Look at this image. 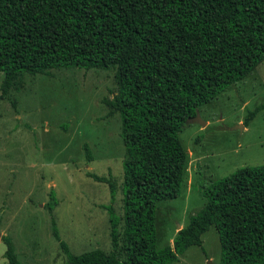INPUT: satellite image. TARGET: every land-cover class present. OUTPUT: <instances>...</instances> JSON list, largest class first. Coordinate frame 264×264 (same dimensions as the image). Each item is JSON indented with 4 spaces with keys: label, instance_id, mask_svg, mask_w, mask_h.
I'll return each instance as SVG.
<instances>
[{
    "label": "trees",
    "instance_id": "1",
    "mask_svg": "<svg viewBox=\"0 0 264 264\" xmlns=\"http://www.w3.org/2000/svg\"><path fill=\"white\" fill-rule=\"evenodd\" d=\"M263 61L264 0H0L3 95L24 73L78 67L115 74L116 94L104 103L108 118H121L123 215L106 207L110 252L79 255L53 219L68 264H173L188 248L203 249L212 226L221 264H264V165L214 181L172 244L157 246L155 226L157 202L182 191L189 155L180 133L200 107ZM85 150L92 161L87 144ZM87 175L109 185L114 203V178ZM3 241L8 264H23L12 240Z\"/></svg>",
    "mask_w": 264,
    "mask_h": 264
},
{
    "label": "rangeland",
    "instance_id": "2",
    "mask_svg": "<svg viewBox=\"0 0 264 264\" xmlns=\"http://www.w3.org/2000/svg\"><path fill=\"white\" fill-rule=\"evenodd\" d=\"M114 75L78 67L24 73L3 95L0 72V264H8L3 238L12 240L23 264H68L53 219L73 255L111 251L107 208L122 218L125 153L121 118H108L104 103L116 94ZM198 111L205 123L189 122L180 133L189 155L181 194L157 202L158 247L173 243L206 204L204 193L214 181L264 165V61ZM87 173L114 178V203L109 185ZM202 241L203 249L192 246L173 264H221L217 228L210 227Z\"/></svg>",
    "mask_w": 264,
    "mask_h": 264
},
{
    "label": "water",
    "instance_id": "3",
    "mask_svg": "<svg viewBox=\"0 0 264 264\" xmlns=\"http://www.w3.org/2000/svg\"><path fill=\"white\" fill-rule=\"evenodd\" d=\"M189 122H198L199 124H204V123H205V121H203V120L201 119L198 110H197V112H196L195 117H193L192 119H190V120L188 121V123H189ZM240 128H243V125L237 126V127H235L234 129H240Z\"/></svg>",
    "mask_w": 264,
    "mask_h": 264
}]
</instances>
